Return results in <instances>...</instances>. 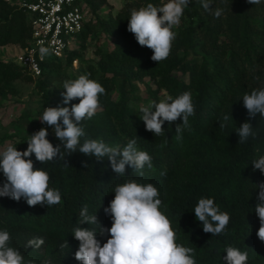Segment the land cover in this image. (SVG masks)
<instances>
[{
  "label": "trees",
  "instance_id": "1",
  "mask_svg": "<svg viewBox=\"0 0 264 264\" xmlns=\"http://www.w3.org/2000/svg\"><path fill=\"white\" fill-rule=\"evenodd\" d=\"M132 1L143 6L148 3L161 6L159 0ZM87 3L89 11L95 13L105 0H87ZM210 5L205 10L201 0H189L187 9L195 15L199 24L188 25L183 38L173 42L169 57L158 63L151 59L152 50L140 46L127 30L129 17L102 21L113 34L121 35L128 31L129 44L128 40L119 38L112 52L114 57L122 54L125 59L122 66L126 70L122 84L118 86L117 100L111 98L112 82L106 79L97 81L106 90L100 96L103 112L82 122L86 135L81 138V144L85 139H95L123 148L135 136L138 138V149L149 153L153 166L150 169L145 166L142 176L126 166L125 175L121 176L112 171L106 158L100 162L79 151L66 155L64 161L57 159L46 164L37 161L33 154L30 159L34 168H42L49 173V187L60 191L61 202L52 206H30L23 198L15 201L0 197V230L9 232L10 246L18 249L26 261L31 259L35 264H80L74 256L79 241L72 232L77 226L81 207L87 204L90 214L96 210L100 225L110 228L112 219L104 208L114 198L117 185L135 180L140 184L152 183L158 189L162 202L160 210L170 220L176 233V243L194 249L196 264H226L223 257L228 246L246 251L247 264H264V241L257 236L260 221L255 213L259 191L256 185L264 182V174L252 165L253 160L264 155V118L259 115L250 118L242 99L244 94H250L257 87L264 88V0L259 4H251L248 0H210ZM218 6H222V14L216 17L214 13ZM13 9L0 0V46L8 43L24 46L29 39L26 14L18 6H13ZM85 25L86 21L77 36L78 41L88 31ZM197 28L204 31L203 41L198 47L206 54H219L220 57L216 56L211 63L202 59L197 66L193 61L181 64L176 51L183 47L193 48L192 33ZM221 32L226 39L219 41ZM133 46L136 49H131ZM76 48L74 46L64 58L47 64L43 73L35 78L38 85H51L61 60L71 62L76 59ZM110 56L111 53H107L109 60ZM132 62L144 73L160 74L170 85L173 98L191 89L195 115L189 117L190 127L183 128L180 124L182 119L178 118L171 124L165 121V132L160 136L146 130L139 109H133L128 104ZM178 66L190 72L188 85L181 79L170 77V72ZM76 78L64 77L62 84L65 80ZM13 79L34 80L14 61H0V87H7L8 81ZM63 105L53 104L46 95L43 97V107ZM67 107L71 108V105ZM225 114H231L233 119L221 128L219 124ZM245 121L252 124L258 134L255 138L249 137L245 143H238L235 130ZM177 124L183 128L180 140L176 139ZM44 128L48 131L46 138L53 146L61 144L54 135V129L47 124ZM16 147L20 151L25 150L27 139ZM61 151H64L63 147ZM4 181L5 177L0 172V186ZM202 197L214 198L220 211L229 214L230 220L224 233L211 235L204 232L202 223L195 218L194 207ZM78 226L96 227L87 223ZM109 235L107 232L102 236L97 234V239L103 244ZM36 237L44 240L39 249L26 246L30 239ZM65 240L68 248H61Z\"/></svg>",
  "mask_w": 264,
  "mask_h": 264
},
{
  "label": "clouds",
  "instance_id": "2",
  "mask_svg": "<svg viewBox=\"0 0 264 264\" xmlns=\"http://www.w3.org/2000/svg\"><path fill=\"white\" fill-rule=\"evenodd\" d=\"M251 4H259L261 0H248ZM189 0H166L161 6L148 3L138 9H133L128 18L127 30L131 32L140 46L152 50L151 59L160 62L167 59L171 53L172 44L177 33L173 30L178 26ZM205 10L210 8V0H201ZM222 14L217 9L216 17ZM52 54L49 47H39L40 58ZM63 104L78 99V103L67 106H48L39 118L54 129L55 137L61 144L53 146L46 138L48 131L41 127L27 139V148L23 151L16 145L9 144L0 151V172L5 181L0 186V197H9L15 201L25 199L27 204L52 206L61 202V193L58 189L49 187L50 176L42 168H34L30 157L34 154L37 161L46 164L57 159L63 160L66 155L79 151L86 156L95 157L103 162L106 158L112 171L117 175H125L126 166H130L139 175L143 169L152 168V157L147 151L139 150L137 137L128 140L127 144L110 146L103 140L81 138L86 135L82 122L91 119L101 108L100 96L105 94V88L88 75H80L76 79L63 82ZM247 115L252 118L259 115L264 118V88L246 93L242 97ZM140 119L146 130L155 136L164 134L165 121L169 124L178 118L182 119L183 128L190 127L189 117L195 115V106L192 95L185 91L177 97L166 96L159 102L153 100L148 105L140 106ZM231 114H225L221 128L227 126ZM176 125V139H182L183 128ZM238 143H245L249 137L255 138L252 124L245 121L236 128ZM63 147L64 151H61ZM66 164V163H65ZM254 169L264 174V155L252 161ZM163 175V173H161ZM258 202L255 213L259 218L260 227L257 236L264 241V182L256 185ZM114 198L104 208L110 214L112 224L105 229L100 225L98 217L90 214L88 205L81 207L77 226L73 235L79 241L74 256L80 264H196L194 249L176 243V233L171 227L170 220L160 210L161 200L159 191L152 184H140L135 180H128L117 185L114 189ZM195 218L202 223L203 231L211 235H220L225 232L230 216L221 212L214 198H199L194 207ZM87 223L94 228L79 227ZM109 233V238L101 244L97 234ZM11 236L7 230H0V264H35L34 260H25L22 253L10 246ZM44 244L41 237L32 238L26 246L39 249ZM61 248H68L65 240ZM223 257L226 264H247L248 253L236 247L228 246Z\"/></svg>",
  "mask_w": 264,
  "mask_h": 264
},
{
  "label": "rangeland",
  "instance_id": "3",
  "mask_svg": "<svg viewBox=\"0 0 264 264\" xmlns=\"http://www.w3.org/2000/svg\"><path fill=\"white\" fill-rule=\"evenodd\" d=\"M2 1L9 4L12 10H14L13 6H17L20 0ZM159 1L161 5L166 2V0ZM142 6L143 4H136L132 0H105V3L101 4L95 13L93 11L87 12L85 29H88V31H86L83 38H79L76 45L77 48L75 51L77 52V57L71 62L61 60L55 69L56 76H54L51 85H38L34 78L31 81L13 79L8 81L7 87H0V151L9 144L15 146L19 142L25 141L30 135L45 126L46 123H41L39 120L45 110V107H43V97L46 95L53 104L63 105L62 93L65 90L63 89L62 79L64 77L71 78L73 76L88 75L90 79L96 81L106 79L114 84L111 98L113 100L118 99V86L122 84L123 73L126 70L122 66L125 59L121 57V53H119L118 57H114L112 52L115 50V42L119 38L123 41L128 40V44L130 38L127 35L128 31L122 32L121 35L113 34L109 30L110 27L103 24L102 21H115L125 16L129 17L133 9H138ZM221 8L222 6L217 7L220 10ZM224 17L225 14L222 15V18ZM206 19L208 21L210 20L208 18ZM190 24L196 26L199 22L195 15L186 8L179 25L173 28L177 33L174 42L180 41L183 38L185 28ZM203 38V30L198 28L193 30V48L183 47L176 51V55L181 60V64L193 61L194 65L197 66V63L199 64L202 59H205L207 63H211L216 56L217 58L220 57L219 54H206L198 47L202 43ZM225 39L224 32H221L218 35V40ZM19 47L21 45L18 43H8L0 46V61L5 63L13 62L15 54L19 51ZM131 49L136 48L133 46ZM107 53H111L109 57L111 61L106 57ZM225 57L226 55L222 59L223 62ZM116 58L119 59L113 61ZM105 60L109 61L105 62ZM130 68L132 69L131 72L133 75L130 78L131 90L128 92V104L131 108L139 109L140 106H146L153 100L159 102L168 95L174 96L170 85L167 84V81L160 74L154 73V75H150L144 73V70L133 62L130 63ZM170 77L176 80L181 79L188 85L190 72L187 68L184 69L178 66L170 72ZM3 89L6 91H3ZM257 89L259 88L257 87ZM189 92H191V89H189ZM78 102V99L72 100L68 105L63 106H69L72 105L70 103L75 104ZM102 112V108H100L96 115ZM96 115L92 118H96Z\"/></svg>",
  "mask_w": 264,
  "mask_h": 264
},
{
  "label": "built area",
  "instance_id": "4",
  "mask_svg": "<svg viewBox=\"0 0 264 264\" xmlns=\"http://www.w3.org/2000/svg\"><path fill=\"white\" fill-rule=\"evenodd\" d=\"M27 16L29 39L14 56L32 78L39 77L47 64L62 59L78 43V34L89 11L87 0H20L17 4ZM43 45L52 54L41 59Z\"/></svg>",
  "mask_w": 264,
  "mask_h": 264
}]
</instances>
